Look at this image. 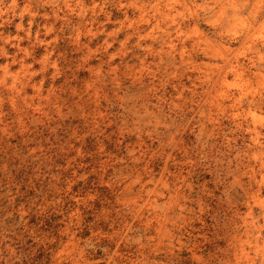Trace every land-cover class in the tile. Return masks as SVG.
Returning a JSON list of instances; mask_svg holds the SVG:
<instances>
[{
	"label": "clouds",
	"instance_id": "1",
	"mask_svg": "<svg viewBox=\"0 0 264 264\" xmlns=\"http://www.w3.org/2000/svg\"><path fill=\"white\" fill-rule=\"evenodd\" d=\"M0 264H264V0H0Z\"/></svg>",
	"mask_w": 264,
	"mask_h": 264
}]
</instances>
